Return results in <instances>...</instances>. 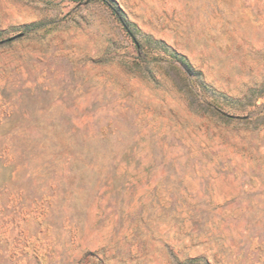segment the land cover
<instances>
[{
    "label": "rangeland",
    "instance_id": "374dc122",
    "mask_svg": "<svg viewBox=\"0 0 264 264\" xmlns=\"http://www.w3.org/2000/svg\"><path fill=\"white\" fill-rule=\"evenodd\" d=\"M114 1L0 0V264H264V0Z\"/></svg>",
    "mask_w": 264,
    "mask_h": 264
},
{
    "label": "trees",
    "instance_id": "16d2710c",
    "mask_svg": "<svg viewBox=\"0 0 264 264\" xmlns=\"http://www.w3.org/2000/svg\"><path fill=\"white\" fill-rule=\"evenodd\" d=\"M96 1H100L103 2L105 4H107L110 8H112L115 11V14L117 15L118 19L121 21V23L124 25V27L129 30L128 25L125 22L124 19V13L122 12V10L120 8L117 9L116 7V2L114 0H96ZM175 59L180 60V62L182 63L183 67L185 68V70L187 71V73L189 74H193V69L187 64V62L185 61V59L179 57L178 55H172Z\"/></svg>",
    "mask_w": 264,
    "mask_h": 264
}]
</instances>
